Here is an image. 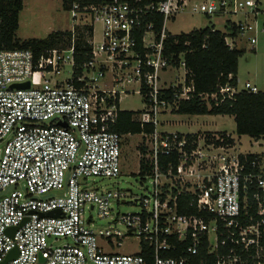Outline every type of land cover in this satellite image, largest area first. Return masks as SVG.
I'll use <instances>...</instances> for the list:
<instances>
[{
    "label": "built area",
    "instance_id": "2783aa9c",
    "mask_svg": "<svg viewBox=\"0 0 264 264\" xmlns=\"http://www.w3.org/2000/svg\"><path fill=\"white\" fill-rule=\"evenodd\" d=\"M69 11L68 46L0 49V262L17 248L6 264H264L261 161L237 152L218 132L194 137L159 128L162 114L194 90L186 52H166L175 35L167 22L183 12L256 16L258 0H73ZM228 25L221 31L231 48L239 35L257 30L247 20ZM78 26L89 27L90 57L76 65ZM248 39L255 45V35ZM181 66L180 79L162 78ZM243 90L260 91L247 81L199 96L219 105ZM130 93L144 102L134 119L154 126L138 133L139 171L143 165L151 181L135 199L140 210L119 214L113 205L125 202L127 191L89 178L121 174L122 140L131 133L115 125L126 110L122 95ZM49 191L59 194L41 197ZM56 209L60 215H42ZM87 209L109 218V226L96 228ZM127 238L139 239L138 251L117 250Z\"/></svg>",
    "mask_w": 264,
    "mask_h": 264
},
{
    "label": "rangeland",
    "instance_id": "374dc122",
    "mask_svg": "<svg viewBox=\"0 0 264 264\" xmlns=\"http://www.w3.org/2000/svg\"><path fill=\"white\" fill-rule=\"evenodd\" d=\"M25 11L22 15V25L17 31V36L25 37H45L54 30H66L73 26L71 12L62 6V0H24ZM260 11L258 15L250 14L244 17L243 14H222L219 16L208 17L202 14H191L183 12L178 14L175 19L167 22L168 30L173 34L189 33L194 29L205 28L215 25L224 32L230 31V21L247 20L253 25H257L256 32H249L239 35L238 48H244V54L239 58L237 73L238 88L241 89L245 82L250 81L264 91V0H258ZM229 20V21H228ZM227 24V25H226ZM101 24L96 25L95 39L101 37ZM255 35L257 41L255 45L250 43L248 37ZM184 74V68H170L162 73V78L166 80L179 79ZM177 80V79H176ZM178 81V80H177ZM137 88V87H135ZM121 106L126 110H138L143 108L144 102L141 95L130 93L122 95ZM161 116V115H160ZM165 120L159 128L167 131H179L181 133H204L207 131L219 132L226 131L235 138L237 152H251L261 154V165L264 166V138L255 141L249 135L239 136L236 132V122L232 115L228 114H201L189 115L178 112H168L160 117ZM141 136L137 134L126 135L122 140V165L121 174L112 178H89L91 184L102 185L113 191L120 188L127 191L125 202L114 203V213H132L140 210V205L135 203L147 193L146 185L150 184L151 179L142 175L139 171V146ZM58 191H49L41 197H52L58 195ZM86 218H92L96 228H106L109 226V218H98L96 210H86ZM123 228V227H122ZM60 242V241H59ZM120 252H135L139 250L138 238H127L123 245L117 249Z\"/></svg>",
    "mask_w": 264,
    "mask_h": 264
},
{
    "label": "trees",
    "instance_id": "16d2710c",
    "mask_svg": "<svg viewBox=\"0 0 264 264\" xmlns=\"http://www.w3.org/2000/svg\"><path fill=\"white\" fill-rule=\"evenodd\" d=\"M82 3L100 2L102 0H79ZM73 0H62L64 9L69 10ZM24 8V0H0V49L3 48H32L40 52L46 48L65 47L71 43L72 31L54 30L45 37L20 38L17 31L20 26V14ZM160 18V17H159ZM162 21V17H161ZM88 26L76 27V65L90 57V45L87 42L86 30ZM185 51L186 80L193 84L194 90L189 99L179 101L175 112L189 115L228 114L236 122V132L239 136L249 135L256 140L264 137V91L257 93L245 90L235 94L233 99H226L223 103L208 105L199 96L200 93H213L225 84L236 85L239 58L244 54V48H231L225 41V34L212 26L194 29L189 33L171 35L166 41V52L179 53ZM177 57V55H176ZM178 58V57H177ZM133 110H123L119 114L115 129L123 134H137L143 130L151 131L154 126L147 124L142 127L134 119ZM207 133H211L207 131ZM218 134L225 143H234L235 138L226 131ZM196 137L197 134L188 133ZM141 148V146H139ZM142 149V148H141ZM261 154L249 153V160L261 161ZM259 172L257 166L253 168ZM146 168L142 165L140 173ZM180 211H185L180 208ZM147 251V249H146Z\"/></svg>",
    "mask_w": 264,
    "mask_h": 264
},
{
    "label": "water",
    "instance_id": "95a60500",
    "mask_svg": "<svg viewBox=\"0 0 264 264\" xmlns=\"http://www.w3.org/2000/svg\"><path fill=\"white\" fill-rule=\"evenodd\" d=\"M18 87H27V86H29V82H26V83H22V84H18L17 85ZM60 213H61V211L59 210V209H56V210H52V211H49V212H47V213H43L42 215H45V216H57V215H60ZM26 221V220H25ZM18 227H14V228H8V232H10V231H14V230H16ZM18 249L17 248H14V249H12L10 252H9V254H8V256H7V258L4 260V261H2V262H0V264H6L7 263V261H9V260H11V259H14L17 255H18Z\"/></svg>",
    "mask_w": 264,
    "mask_h": 264
},
{
    "label": "crops",
    "instance_id": "0c3cea01",
    "mask_svg": "<svg viewBox=\"0 0 264 264\" xmlns=\"http://www.w3.org/2000/svg\"><path fill=\"white\" fill-rule=\"evenodd\" d=\"M24 7H25V2H24ZM24 11H25V9L23 8V10L21 11V14H20V26L19 27H21V25H22V15H23V13H24ZM72 28V27H71ZM71 28H67V29H71ZM25 38H29V36L28 37H25ZM264 138V137H263ZM262 139V138H261ZM259 141V140H258ZM260 154V153H259ZM261 168H262V170H264V166H262L261 165Z\"/></svg>",
    "mask_w": 264,
    "mask_h": 264
}]
</instances>
